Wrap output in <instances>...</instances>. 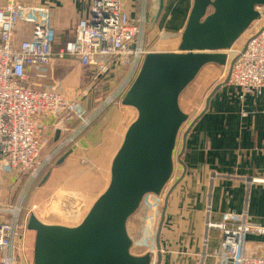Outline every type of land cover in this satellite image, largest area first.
Listing matches in <instances>:
<instances>
[{"label": "crops", "instance_id": "1", "mask_svg": "<svg viewBox=\"0 0 264 264\" xmlns=\"http://www.w3.org/2000/svg\"><path fill=\"white\" fill-rule=\"evenodd\" d=\"M131 1L125 0V6ZM22 3L49 9L56 37L54 52L73 39L77 24L89 15L88 0H22ZM192 4L193 0H163L162 13L152 27L168 37H177L178 47ZM152 11L150 0V19ZM30 35V27L19 24L16 43L29 40ZM94 73L95 68H83L73 59L53 58L48 67L32 69L31 76H40L39 81H35L36 88L59 92L72 100L75 95L70 94L89 86ZM109 76L115 83L119 78L111 72ZM238 96V90L231 85L220 88L185 139L181 157L184 169L177 163L171 176L173 182L166 187L160 204L162 212L166 194L173 187L159 236L160 264H216L221 234L218 230H207L208 222L264 230V92L243 100ZM87 98H83L82 105L89 109L91 104L87 102L92 96ZM120 108L127 109L121 103ZM120 108L113 109L114 116L121 114ZM122 113L124 116L115 126L119 144L111 158L130 125L124 129L130 112L123 110ZM129 115L131 117L132 112ZM64 117L38 115L33 119L43 129V151H52L74 131L76 124L65 121ZM93 130L77 137L63 156L78 157L89 150ZM91 198L86 197L82 202L87 210L97 199ZM244 250L248 255L264 257V235L246 234ZM154 251L158 252L155 247ZM155 263L153 260L151 264Z\"/></svg>", "mask_w": 264, "mask_h": 264}, {"label": "built area", "instance_id": "2", "mask_svg": "<svg viewBox=\"0 0 264 264\" xmlns=\"http://www.w3.org/2000/svg\"><path fill=\"white\" fill-rule=\"evenodd\" d=\"M88 1V17L77 24L73 39L54 52L56 37L47 7L0 0V172L32 171L43 147V129L33 120L36 116L63 118L68 114L83 124L90 120L80 101L36 88L35 81L40 76H31L32 69L46 68L53 58H69L83 68H95L97 77L118 74L121 80L106 102L111 104L114 99L122 100L149 54L143 38L150 18V0H132L128 7L125 0ZM255 10L258 18L246 30L249 34L243 47L232 60L227 56L225 66L229 70L233 61L228 84L238 90L240 100L264 92V5ZM20 23L30 27L31 35L29 40L16 43ZM166 190L159 201L163 202ZM19 211L0 208V264H14L15 245L25 229L19 221ZM149 218L154 224L153 212ZM206 226L221 234L216 264H264V257L248 255L244 250L246 234L264 235L263 229L211 222ZM146 232L137 241L129 236L132 248H156L154 232Z\"/></svg>", "mask_w": 264, "mask_h": 264}, {"label": "water", "instance_id": "3", "mask_svg": "<svg viewBox=\"0 0 264 264\" xmlns=\"http://www.w3.org/2000/svg\"><path fill=\"white\" fill-rule=\"evenodd\" d=\"M263 5L264 0H193L177 50L147 54L121 100L122 106L135 110L136 119L128 126L111 161L106 190L75 227L46 225L34 215L30 216L27 230L34 233L32 264L152 263L149 254L132 253L127 222L146 197L162 194L172 176L173 152L180 129L187 121L179 108L180 95L203 68L227 64V51L258 18L255 8ZM152 7L150 22L154 25L162 13L163 0H152ZM230 68L182 137L177 163L183 169L181 157L185 139L207 111L211 97L228 84ZM66 157L64 155L56 164L60 165ZM173 189L166 194L165 208ZM165 208L156 234L155 264L161 262L159 236Z\"/></svg>", "mask_w": 264, "mask_h": 264}, {"label": "rangeland", "instance_id": "4", "mask_svg": "<svg viewBox=\"0 0 264 264\" xmlns=\"http://www.w3.org/2000/svg\"><path fill=\"white\" fill-rule=\"evenodd\" d=\"M19 2L25 5L22 0ZM248 34L245 31L228 50L226 55L229 61L243 47ZM143 40V44L149 53H167V51L177 50L176 41L178 38L168 37L157 28L152 27L150 18L144 28ZM227 73L228 70L225 66L210 65L205 67L180 95L179 108L187 116V121L182 125L177 138L173 152V169L175 166L177 168L178 165L177 156L181 149L182 137L195 118L203 111L206 99L213 89L225 80ZM107 75L109 76V73L100 77L92 74L89 86L76 94H70V96L75 95L72 100H78L82 104L83 98L92 96L91 100L87 102V105L90 106L91 104L90 108L88 109L83 105L89 113V122L83 124L80 121H74V118L67 114L64 117L66 118L65 121L76 124L73 128L74 131L52 151L47 153L42 149L34 161L31 172L13 174L0 172V208L19 209V221L21 226L25 228L15 245L14 264H32L33 262L34 233L27 230V223L31 215L46 225L75 227L81 223L89 211L87 207L83 206V200L86 197L98 198L108 186L110 161L113 159L111 157L119 144V136H115V126L124 116L123 110L130 112L124 121V129L136 119V112L131 108H120L121 100L119 99H114L111 104L106 103L118 86L119 79L121 80V76H119L115 83ZM114 108H120L121 114L114 116L112 113ZM90 130H93V138L89 144L91 148L83 151L78 157H71L69 154L60 165H57L56 163L61 156L74 145L75 139ZM46 176L48 177L47 180L42 182ZM171 178L165 188L172 184ZM161 196L146 197L139 210L127 222V233L133 241L142 238L146 230L153 231L156 240L161 218L159 215L161 213V201H159ZM157 203L159 206L156 208L155 204ZM145 205L147 206L145 207ZM150 208L155 209V211L150 210ZM151 211L155 217L154 224H151L149 218ZM146 227L148 228L146 229ZM151 250L134 246L132 253L134 255L144 253L149 254L152 258L156 257L157 252Z\"/></svg>", "mask_w": 264, "mask_h": 264}, {"label": "bare ground", "instance_id": "5", "mask_svg": "<svg viewBox=\"0 0 264 264\" xmlns=\"http://www.w3.org/2000/svg\"><path fill=\"white\" fill-rule=\"evenodd\" d=\"M226 66V65H225ZM171 183V182H170Z\"/></svg>", "mask_w": 264, "mask_h": 264}]
</instances>
